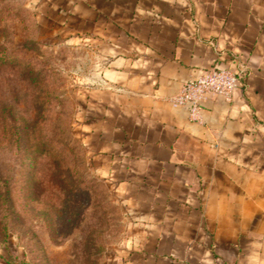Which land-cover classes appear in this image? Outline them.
<instances>
[{
  "label": "crops",
  "instance_id": "obj_1",
  "mask_svg": "<svg viewBox=\"0 0 264 264\" xmlns=\"http://www.w3.org/2000/svg\"><path fill=\"white\" fill-rule=\"evenodd\" d=\"M57 9L102 62L107 126L93 133L105 136L96 152L114 160L110 178L138 191L156 232L168 214L195 234H160L153 245L164 253L147 262L237 263L242 238L230 243L229 227L205 216L241 214L264 192V0H59ZM212 68L242 78L230 101L208 99L192 123L169 99Z\"/></svg>",
  "mask_w": 264,
  "mask_h": 264
},
{
  "label": "rangeland",
  "instance_id": "obj_2",
  "mask_svg": "<svg viewBox=\"0 0 264 264\" xmlns=\"http://www.w3.org/2000/svg\"><path fill=\"white\" fill-rule=\"evenodd\" d=\"M58 3L0 0V179L13 209L0 264H149L165 250L155 237L195 234L168 214L156 232L138 191L110 178L114 160L89 135L107 126L102 62ZM244 206L205 217L229 227L230 243L242 238L235 264H264V192Z\"/></svg>",
  "mask_w": 264,
  "mask_h": 264
},
{
  "label": "built area",
  "instance_id": "obj_3",
  "mask_svg": "<svg viewBox=\"0 0 264 264\" xmlns=\"http://www.w3.org/2000/svg\"><path fill=\"white\" fill-rule=\"evenodd\" d=\"M241 78L242 72L225 68L202 71L187 80L169 102L172 107L185 110L190 122L200 124L204 103L210 98L230 101Z\"/></svg>",
  "mask_w": 264,
  "mask_h": 264
},
{
  "label": "trees",
  "instance_id": "obj_4",
  "mask_svg": "<svg viewBox=\"0 0 264 264\" xmlns=\"http://www.w3.org/2000/svg\"><path fill=\"white\" fill-rule=\"evenodd\" d=\"M89 135L93 139L94 133L93 132L89 133ZM104 137H105L104 134H98L96 136V139H97L96 151L98 150L97 152H99V153L102 151V149H104V147L102 146V140H101V138H104ZM17 140H18V138L15 139V141H17ZM12 211H13V209L11 206V201H10V196H9L8 181L4 180V179H0V215H1V219H2L1 220L2 225L0 227V230H1V235L3 236V241H5V237H6V234L8 231L7 225H6V218L11 216Z\"/></svg>",
  "mask_w": 264,
  "mask_h": 264
}]
</instances>
